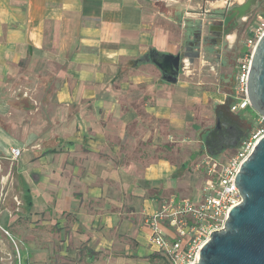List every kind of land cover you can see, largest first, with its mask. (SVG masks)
I'll list each match as a JSON object with an SVG mask.
<instances>
[{
	"label": "crops",
	"instance_id": "crops-1",
	"mask_svg": "<svg viewBox=\"0 0 264 264\" xmlns=\"http://www.w3.org/2000/svg\"><path fill=\"white\" fill-rule=\"evenodd\" d=\"M246 2L0 0V224L14 236L26 228L34 260L51 261L36 237L58 238L62 257L132 232L139 216L149 246L145 217L186 198L174 163L140 158L174 95L143 58L193 38L195 5L206 15ZM147 183L166 198L148 197Z\"/></svg>",
	"mask_w": 264,
	"mask_h": 264
},
{
	"label": "rangeland",
	"instance_id": "rangeland-1",
	"mask_svg": "<svg viewBox=\"0 0 264 264\" xmlns=\"http://www.w3.org/2000/svg\"><path fill=\"white\" fill-rule=\"evenodd\" d=\"M194 7L195 13L189 15L194 36L174 54L180 56L181 62L176 83L165 82L157 67L145 62L156 68L155 84L172 88L174 95L171 109H166L169 117L156 121L158 140H148L139 153L147 164L158 159L174 163L181 198L200 201L209 180L208 161H226L260 128L258 116L251 108L240 113H233L230 108L237 60L246 49L251 30L264 31V0H258L243 20H231L225 26L220 11L202 15L198 6ZM138 66L131 69L137 70ZM146 190V195L157 201L166 198L162 189L153 188L150 183ZM132 225V232L123 228L110 233L100 247L83 243L76 254L62 257L55 244L58 238L43 245L44 239L36 237L38 249L46 246L50 250L51 261H42L33 259L25 227L22 234L14 236L0 224V264H168L145 244L142 217ZM51 228L55 230L57 225ZM36 229L40 234L43 231L39 224Z\"/></svg>",
	"mask_w": 264,
	"mask_h": 264
},
{
	"label": "built area",
	"instance_id": "built-area-1",
	"mask_svg": "<svg viewBox=\"0 0 264 264\" xmlns=\"http://www.w3.org/2000/svg\"><path fill=\"white\" fill-rule=\"evenodd\" d=\"M263 33L251 30L245 42L246 49L237 60L230 108L233 113L250 108L247 86L251 59ZM258 123L260 128L232 157L223 162L208 161L206 174L209 180L200 201L168 199L161 203L158 210L145 217L149 246L168 264L195 263L211 232L222 229L229 211L241 202L234 185L235 176L255 144L264 136V118L258 116ZM10 152L13 159L20 154L18 149H11Z\"/></svg>",
	"mask_w": 264,
	"mask_h": 264
},
{
	"label": "water",
	"instance_id": "water-1",
	"mask_svg": "<svg viewBox=\"0 0 264 264\" xmlns=\"http://www.w3.org/2000/svg\"><path fill=\"white\" fill-rule=\"evenodd\" d=\"M256 3L247 0L244 6L222 13V24L243 20ZM153 53L149 52L143 61L157 67L165 82L176 83L180 56L164 54L156 58ZM247 93L252 111L264 118V33L252 55ZM234 185L241 202L229 211L223 228L211 232L193 264H264V136L241 164Z\"/></svg>",
	"mask_w": 264,
	"mask_h": 264
},
{
	"label": "flooded vegetation",
	"instance_id": "flooded-vegetation-1",
	"mask_svg": "<svg viewBox=\"0 0 264 264\" xmlns=\"http://www.w3.org/2000/svg\"><path fill=\"white\" fill-rule=\"evenodd\" d=\"M220 14H221V13H220ZM152 55H154L156 58H161L164 54H159V55H158V54H156V53H155V54L153 53ZM162 58H163V57H162ZM180 69H181V67H180Z\"/></svg>",
	"mask_w": 264,
	"mask_h": 264
},
{
	"label": "bare ground",
	"instance_id": "bare-ground-1",
	"mask_svg": "<svg viewBox=\"0 0 264 264\" xmlns=\"http://www.w3.org/2000/svg\"><path fill=\"white\" fill-rule=\"evenodd\" d=\"M198 258V257H197Z\"/></svg>",
	"mask_w": 264,
	"mask_h": 264
}]
</instances>
